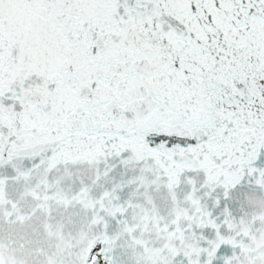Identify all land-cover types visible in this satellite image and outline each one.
Instances as JSON below:
<instances>
[{
	"label": "snow or ice",
	"instance_id": "6c2138e0",
	"mask_svg": "<svg viewBox=\"0 0 264 264\" xmlns=\"http://www.w3.org/2000/svg\"><path fill=\"white\" fill-rule=\"evenodd\" d=\"M0 264H264V0H0Z\"/></svg>",
	"mask_w": 264,
	"mask_h": 264
}]
</instances>
